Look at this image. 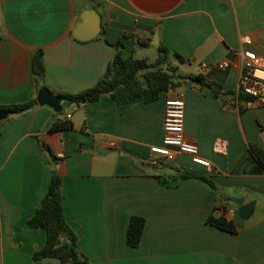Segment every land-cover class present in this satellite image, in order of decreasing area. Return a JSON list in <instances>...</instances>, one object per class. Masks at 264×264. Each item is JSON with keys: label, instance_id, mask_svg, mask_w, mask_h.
<instances>
[{"label": "crops", "instance_id": "1", "mask_svg": "<svg viewBox=\"0 0 264 264\" xmlns=\"http://www.w3.org/2000/svg\"><path fill=\"white\" fill-rule=\"evenodd\" d=\"M89 9L101 16L102 31L78 41L72 32ZM120 39L124 58L154 62L166 47L176 75L188 77L179 71L189 67V76L204 75L220 96L187 81L150 103L139 98L118 105L103 96L61 113L38 104L9 115L0 126V264H37L33 255L46 232L28 221L53 170L62 177L65 218L88 264H264V107L241 114L225 95L236 91L242 50L264 57V0H0V106L37 100L42 86L55 95L93 88L115 57L106 41ZM38 51L45 67L40 80L32 67ZM223 62L227 69L218 68ZM170 96L184 99L185 135L210 161V171L186 155L169 162L151 153L162 145ZM68 114L73 130L47 132ZM217 139L227 142L226 155L213 151ZM177 170L207 178L216 190L196 179L161 187L153 178ZM232 198L255 202L252 217L240 219ZM215 207L217 216L238 225L237 233L207 224ZM133 216L145 219L138 247L126 242Z\"/></svg>", "mask_w": 264, "mask_h": 264}, {"label": "trees", "instance_id": "2", "mask_svg": "<svg viewBox=\"0 0 264 264\" xmlns=\"http://www.w3.org/2000/svg\"><path fill=\"white\" fill-rule=\"evenodd\" d=\"M106 43L115 49V57L107 67L104 77L93 88L84 92L57 95L64 100V106L96 102L103 96H110L118 105L129 103L139 98H142L145 103H150L158 100L162 92L176 89L182 82L187 81L199 84L201 88L212 90L216 97L221 94L220 88L209 83L202 74L188 77L176 75L177 70L167 66L169 50L166 47H160L158 58L154 62H149L145 59L124 58V39L118 40L115 44H111L108 41ZM174 57L180 64L184 63V59L180 55L175 54ZM32 67L35 76L40 80L45 72L42 51L35 53ZM42 88L47 89L46 86H42ZM234 93L233 91L225 93L228 104L231 102ZM36 106H38L37 100L32 99L22 104L0 106V112L9 111L11 116L23 115ZM244 111V109H241L239 112L243 114ZM4 121H0V126ZM69 130H73V123L66 119L56 121L47 128V132L51 134ZM37 143L41 151L47 153L51 159L56 158L48 146L39 140H37ZM153 178L158 181L161 187L172 188L188 180L196 179L207 184L212 191L216 190L215 184L207 178L180 170H177L175 175L169 178L164 176H154ZM219 209L221 208L215 207L213 213L207 219V224L230 233H237L239 227L234 221L228 220L225 214L216 215V211ZM28 226L30 228H42L46 232L44 247L33 255L35 263L40 264L46 260H56L61 264H74L77 262L88 264L87 259L79 253L77 237L65 218L62 203V177L56 170H53L48 191L34 215L28 221ZM144 227V218L139 216L131 217L126 234V242L129 246H139ZM64 235L68 237L67 242H62L61 240Z\"/></svg>", "mask_w": 264, "mask_h": 264}, {"label": "built area", "instance_id": "3", "mask_svg": "<svg viewBox=\"0 0 264 264\" xmlns=\"http://www.w3.org/2000/svg\"><path fill=\"white\" fill-rule=\"evenodd\" d=\"M245 43H250L248 38ZM242 70L238 77L237 88L233 96L234 105L240 111L249 109L255 105L264 107V57L258 53L244 49L240 52ZM218 68L227 69L228 63H218ZM208 67V65H204ZM71 114L66 115L70 120ZM164 137L161 146L151 147V153L169 162L175 161L179 155H186L195 165L212 169L210 161L201 157L196 142L189 140L185 135V101L182 97L170 96L165 101ZM264 137V129L262 130ZM114 147V145H111ZM213 151L226 155L227 142L217 139L213 145Z\"/></svg>", "mask_w": 264, "mask_h": 264}, {"label": "water", "instance_id": "4", "mask_svg": "<svg viewBox=\"0 0 264 264\" xmlns=\"http://www.w3.org/2000/svg\"><path fill=\"white\" fill-rule=\"evenodd\" d=\"M102 31L101 16L94 10H85L76 24L72 35L78 41H90L96 39ZM64 100L53 94L48 89H40L37 93V103L40 106H47L56 113H61L64 108ZM10 115L9 111L0 112V121L5 120ZM232 203L238 206V215L242 220H248L252 217L255 208V202L244 204V199L232 198ZM74 264H85L77 262Z\"/></svg>", "mask_w": 264, "mask_h": 264}, {"label": "rangeland", "instance_id": "5", "mask_svg": "<svg viewBox=\"0 0 264 264\" xmlns=\"http://www.w3.org/2000/svg\"><path fill=\"white\" fill-rule=\"evenodd\" d=\"M152 58H153V57H150L151 60H152ZM179 74L189 76V75H191V74H193V73H191V70H190L189 67L180 66ZM175 161H176V160H175ZM176 166H178V165L176 164Z\"/></svg>", "mask_w": 264, "mask_h": 264}]
</instances>
